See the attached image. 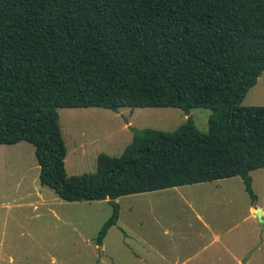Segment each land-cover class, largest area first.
Returning a JSON list of instances; mask_svg holds the SVG:
<instances>
[{
    "label": "trees",
    "instance_id": "16d2710c",
    "mask_svg": "<svg viewBox=\"0 0 264 264\" xmlns=\"http://www.w3.org/2000/svg\"><path fill=\"white\" fill-rule=\"evenodd\" d=\"M264 71V0H0V144L34 146L38 179L65 201L105 200L264 167V106H242ZM208 107L172 131L133 128L118 156L66 174L58 108Z\"/></svg>",
    "mask_w": 264,
    "mask_h": 264
},
{
    "label": "rangeland",
    "instance_id": "374dc122",
    "mask_svg": "<svg viewBox=\"0 0 264 264\" xmlns=\"http://www.w3.org/2000/svg\"><path fill=\"white\" fill-rule=\"evenodd\" d=\"M240 104L264 106V71ZM57 111L68 176L94 171L100 152L120 155L132 140L131 127L172 131L189 115L199 131L207 132L211 113L208 107L192 108L188 115L178 107L123 106L117 111L62 107ZM38 174L31 143L0 144V264H138L136 237L140 230L154 227L151 207L138 218L137 195L118 197L119 218L102 245H96L97 231L112 212L107 199L65 201L53 189L41 185ZM250 175L257 203L264 208V168ZM229 180L222 181L220 187L238 192L241 215L233 252L244 264H264V223L260 224L256 216L243 220L249 198L240 176ZM173 205L179 206L176 201ZM157 220L160 227L165 226ZM225 257V264H236L226 253Z\"/></svg>",
    "mask_w": 264,
    "mask_h": 264
},
{
    "label": "crops",
    "instance_id": "0c3cea01",
    "mask_svg": "<svg viewBox=\"0 0 264 264\" xmlns=\"http://www.w3.org/2000/svg\"><path fill=\"white\" fill-rule=\"evenodd\" d=\"M7 164L10 166V161ZM231 178L131 194L138 197V218L146 207L155 213L154 227L137 233V263L225 264L226 253L236 264H244L232 249L241 216L239 194L220 187L222 181ZM175 201L180 207L173 205ZM257 202L252 205L250 199L246 200L243 220L256 216L253 208H258L264 223V208ZM157 219L165 226L160 227Z\"/></svg>",
    "mask_w": 264,
    "mask_h": 264
},
{
    "label": "water",
    "instance_id": "95a60500",
    "mask_svg": "<svg viewBox=\"0 0 264 264\" xmlns=\"http://www.w3.org/2000/svg\"><path fill=\"white\" fill-rule=\"evenodd\" d=\"M253 211H254L257 219L259 220L260 224H262L263 223V218H262V212H261V210L258 209V208H253Z\"/></svg>",
    "mask_w": 264,
    "mask_h": 264
}]
</instances>
